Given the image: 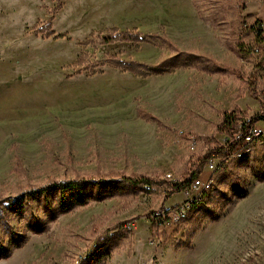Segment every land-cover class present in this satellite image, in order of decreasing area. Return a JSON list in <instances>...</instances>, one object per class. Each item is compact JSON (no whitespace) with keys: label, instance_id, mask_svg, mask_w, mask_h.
<instances>
[{"label":"rangeland","instance_id":"1","mask_svg":"<svg viewBox=\"0 0 264 264\" xmlns=\"http://www.w3.org/2000/svg\"><path fill=\"white\" fill-rule=\"evenodd\" d=\"M201 1L202 15L192 0H61L59 6L51 0H0V192L95 169L176 179L201 153L195 135L220 139L214 126L223 111L237 105L248 116L259 113L264 0ZM53 8L51 30L63 37L34 35ZM257 20L261 36L250 30ZM112 27L163 34L232 73L182 68L136 77L109 67L103 63L108 54L147 65L168 54L150 43L99 44L97 38ZM237 35L238 54L224 44H236ZM85 39L93 42L80 45ZM82 52L84 65H71ZM254 127L263 136L257 151L264 171V121ZM216 164L204 167L202 181ZM228 167L212 177L207 207L184 219L172 217L156 233L152 213L182 205L190 194L89 202L47 223L43 233L28 235L0 264H73L94 244L92 231L123 220H130L129 231L118 232L123 238L117 237V247L101 264H264V181L254 179L244 157L231 158ZM232 185L243 190L242 197L233 195Z\"/></svg>","mask_w":264,"mask_h":264},{"label":"trees","instance_id":"2","mask_svg":"<svg viewBox=\"0 0 264 264\" xmlns=\"http://www.w3.org/2000/svg\"><path fill=\"white\" fill-rule=\"evenodd\" d=\"M60 5L61 0H51ZM201 0H192L196 11L202 15ZM56 8L49 9L48 22L33 29L34 35L42 38H61L62 34H54L51 30V19ZM254 35H262V25L259 20L250 27ZM246 31V29H245ZM244 34V33H243ZM242 36L235 37L236 44L224 43L226 48L236 54L240 53ZM98 43L102 45L114 42L131 43L139 45L150 43L164 46L168 52L155 64L147 65L134 60H123L117 54H108L103 63L109 67L130 73L136 77L158 75L175 69L193 68L208 74H225L232 71L224 63L215 60L212 56L198 54L191 50L178 48L168 37L163 34H142L136 28L118 30L110 28L105 34L100 35ZM92 39H85L80 45L91 44ZM87 53L82 52L71 65H84ZM92 68L90 74H95ZM256 97V96H254ZM259 113L248 116L237 105L222 112L220 120L215 124L214 130L221 137L195 135L194 142L201 143V153L189 167L182 170L176 179H168L164 176H151L143 172H126L124 170L95 169L91 172H74L69 178L49 176L42 181H25L16 184L9 193L0 192V260L9 257L13 249L19 248L28 235H38L47 228L58 216L68 214L89 202H99L115 196L135 197L139 193L159 194L164 200L172 195L191 189L193 180L201 177L204 167L213 160H217L216 169L208 176L209 187L201 190L190 201V205L182 207L174 205L172 208H162L151 215V231L156 233L160 226L171 223L172 217L177 220L184 219L188 214L201 207H207L210 200L208 192L212 189V177L217 171L228 172V163L231 158L239 156L247 160L252 176L257 182L264 181V171L258 157V146L263 142L262 132L257 133L255 123L264 121V103L261 102ZM144 119L158 120L146 114L140 113ZM230 190L233 195L243 196V190L238 185H232ZM203 194V195H202ZM39 211L46 219V225L37 216ZM15 220L20 230L12 224ZM130 220L114 223L96 234L94 231V244L89 251L79 257L73 264H101L110 256L117 247L118 232L129 231L127 224Z\"/></svg>","mask_w":264,"mask_h":264},{"label":"built area","instance_id":"3","mask_svg":"<svg viewBox=\"0 0 264 264\" xmlns=\"http://www.w3.org/2000/svg\"><path fill=\"white\" fill-rule=\"evenodd\" d=\"M255 50L257 51V48ZM207 166L210 168L213 167L212 163H209ZM166 176L169 178V175H166ZM200 178L201 177H197L193 180V184H192L191 189H188L184 192H181V193H184L186 195L190 194V196H191L190 198H188L187 200L184 201V203L181 205L182 207H184V206L186 207L187 205L189 206L190 205L189 203L193 199V197L199 193V188L202 187V180ZM205 180H208V178Z\"/></svg>","mask_w":264,"mask_h":264},{"label":"bare ground","instance_id":"4","mask_svg":"<svg viewBox=\"0 0 264 264\" xmlns=\"http://www.w3.org/2000/svg\"><path fill=\"white\" fill-rule=\"evenodd\" d=\"M209 187V182L208 180L202 181V187L199 188V192L203 189H207ZM203 195V194H202Z\"/></svg>","mask_w":264,"mask_h":264},{"label":"crops","instance_id":"5","mask_svg":"<svg viewBox=\"0 0 264 264\" xmlns=\"http://www.w3.org/2000/svg\"><path fill=\"white\" fill-rule=\"evenodd\" d=\"M18 82L21 83V81H18ZM23 85H24V84H20V85L18 84L19 87H22Z\"/></svg>","mask_w":264,"mask_h":264}]
</instances>
